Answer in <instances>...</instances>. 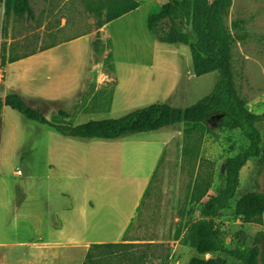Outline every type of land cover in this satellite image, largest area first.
<instances>
[{"label": "rangeland", "instance_id": "374dc122", "mask_svg": "<svg viewBox=\"0 0 264 264\" xmlns=\"http://www.w3.org/2000/svg\"><path fill=\"white\" fill-rule=\"evenodd\" d=\"M167 1H152L148 7L150 15L160 13ZM105 4L106 0H32L35 18L28 20L26 16L12 14L3 36L5 10L1 6L0 97L17 92L49 120L69 122L58 118V112L64 110L72 116L70 122L81 124L119 118L154 103L190 107L215 89L217 72L196 77L184 62L176 60L175 52L185 47L180 44L172 45L171 50L168 44H162L166 48L161 49L160 58H154L156 75L135 73L130 61L140 58L136 50L145 49L137 42L140 29L135 24H130L126 35L118 38V56L124 62L116 71L113 58L106 59L112 53V41L108 37L102 40L99 28L105 17H99L98 12H106ZM224 21L232 36L235 90L250 110L264 113V0H232ZM148 34L157 41L151 32ZM76 38L83 40L60 50L59 57L68 71L59 76L43 71L37 77L25 79L20 75L19 65L1 64L2 47L7 58L21 57ZM74 47L77 53H72ZM145 86L149 88L147 96L141 94ZM256 127L262 134L263 147L264 122ZM165 133L170 141L128 229L124 239L127 242H122L149 244L132 249L137 261L147 252L139 264H188L195 253L184 244L187 223L199 218L201 203L209 195L224 192L223 160L249 146L240 131L218 128L203 137L201 129L183 124L140 133L138 142L166 137ZM134 141L130 136L116 141L64 137L4 107L0 111V264L36 263L33 247L40 238L36 225L41 217L53 220L62 213V201L71 197L69 188L74 187L76 199L134 200L140 187L137 177L142 172L139 162L146 156L143 148L132 145ZM251 191L264 193L255 160L241 172V184L232 207L239 197ZM203 193H207L204 198ZM217 224L227 246L233 248L241 219L231 208L222 212ZM247 229L255 236L264 231V226L251 224ZM222 256L227 264H242L229 254ZM101 258V264H113L106 256Z\"/></svg>", "mask_w": 264, "mask_h": 264}, {"label": "trees", "instance_id": "16d2710c", "mask_svg": "<svg viewBox=\"0 0 264 264\" xmlns=\"http://www.w3.org/2000/svg\"><path fill=\"white\" fill-rule=\"evenodd\" d=\"M231 5L232 0H168L162 5L160 13L148 17V30L157 40L164 44H183L190 48L195 76L201 77L213 72L219 74L215 89L190 107L154 103L134 109L119 118L74 124L70 122L72 116L64 110L58 112V118L68 119L69 122L55 123L49 120L42 110L30 106L17 92H11L4 98L0 97V111L9 107L25 119L48 126L57 134L72 139L116 141L130 135L182 124L192 129H201L203 137L213 134L218 128L240 131L249 146L238 155L223 160L221 169L224 192L209 195L207 200L201 203L199 218L187 223L184 244L195 253L188 264H227L223 254L235 257L242 264H264V231L252 236L247 229V225L251 224L264 226V193L247 192L236 200L233 207L231 203L237 197L241 172L250 161H256V174L264 183V146L261 145L262 134L256 127L264 122V113L258 114L250 110L235 90L231 63L232 36L224 21V14ZM1 6H4L5 10L2 36L7 33V20L12 14L18 17L26 16L28 20H33L36 15L32 0H0ZM139 6L137 0H106V12H98L99 17H105L99 28ZM52 47H44L41 50ZM1 50L2 66L20 60V57L7 58L5 47ZM26 56L29 55H24ZM109 58H113L112 53H109L106 59ZM206 194L203 193L202 198ZM231 208L241 219L242 225L234 235L236 244L230 249L223 239L217 219L224 210ZM147 245L149 244H92L84 264H101L103 255L113 264H139L147 252H143L141 259L137 261L132 249Z\"/></svg>", "mask_w": 264, "mask_h": 264}, {"label": "crops", "instance_id": "0c3cea01", "mask_svg": "<svg viewBox=\"0 0 264 264\" xmlns=\"http://www.w3.org/2000/svg\"><path fill=\"white\" fill-rule=\"evenodd\" d=\"M137 1L140 3L139 8L106 24L103 28H100V30H102L101 36L102 40L108 37L111 39L110 41H112L111 50L115 69L117 71L118 65L124 62V60L118 56L117 45H119L120 42V39L118 40V38L121 35L123 36V34L126 35L125 30L129 29L128 27L130 24L132 26L135 24V26L140 29V33L136 36L137 42L144 45L145 49H141L140 51L136 50L135 53L141 54L140 58L134 61L131 60L130 63L134 67L135 73H142L151 77L152 75H156L153 73L154 69L157 68L154 66V58H160L159 54L161 49L166 47L162 45L164 43L159 40L155 41L153 38L149 37L148 34V32L150 33L147 28V19L150 15L148 7L150 3L155 0ZM81 40L83 39L76 38L70 42L49 48L45 51H42V48H39L34 52L25 54L29 56H21L20 60L17 62L9 63L7 65L12 67L19 65L21 68L20 75L25 79L37 77L39 76V73L43 71L53 72L56 76H59L61 72L68 71V69L63 66L61 57H59L60 50L66 46L76 44ZM171 46L172 45L168 44L169 49ZM183 46L186 48H181L175 52L176 60L180 61V63L184 62L186 69L190 70L193 76H195L193 61L192 64L190 63V57L192 59L190 48L186 45ZM77 52V47H74L72 53ZM132 53H134V51H132ZM161 58L163 59V56H161ZM163 62L165 61L163 60ZM148 90V86L143 87L141 94L147 96ZM137 135L138 134L130 135V137H133V139L136 140L132 145L134 144L136 147L143 148L146 156L145 159L139 162L142 172L137 177V179H140V187L136 198L134 200H111L100 197L76 199L73 197L74 187L69 188V190L71 189V197L67 199V201H62V213L58 215V217H53V220L41 217L36 225L40 238L33 247L35 250L34 253L36 254L35 264H84L87 252L92 244L127 242L124 239L126 234H128V229L138 214L144 193L150 185L164 150L170 141L169 136L166 134V137H159L156 140L138 142L140 138ZM69 190L67 191L68 194H70ZM25 248H31L32 250V247L29 246H25Z\"/></svg>", "mask_w": 264, "mask_h": 264}, {"label": "built area", "instance_id": "2783aa9c", "mask_svg": "<svg viewBox=\"0 0 264 264\" xmlns=\"http://www.w3.org/2000/svg\"><path fill=\"white\" fill-rule=\"evenodd\" d=\"M98 68H99V66H98ZM20 173V172H19Z\"/></svg>", "mask_w": 264, "mask_h": 264}]
</instances>
